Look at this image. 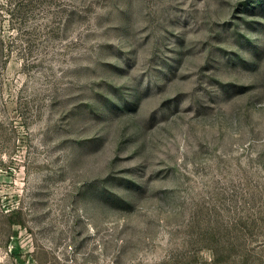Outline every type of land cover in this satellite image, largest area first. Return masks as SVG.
Returning <instances> with one entry per match:
<instances>
[{
    "label": "rangeland",
    "instance_id": "374dc122",
    "mask_svg": "<svg viewBox=\"0 0 264 264\" xmlns=\"http://www.w3.org/2000/svg\"><path fill=\"white\" fill-rule=\"evenodd\" d=\"M0 264H264V0H0Z\"/></svg>",
    "mask_w": 264,
    "mask_h": 264
}]
</instances>
